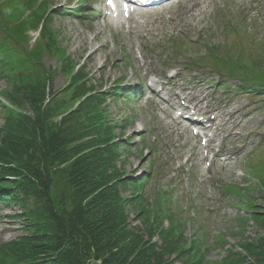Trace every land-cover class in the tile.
<instances>
[{"label":"rangeland","instance_id":"374dc122","mask_svg":"<svg viewBox=\"0 0 264 264\" xmlns=\"http://www.w3.org/2000/svg\"><path fill=\"white\" fill-rule=\"evenodd\" d=\"M182 1L157 20L151 17L154 23L146 31L128 36L107 26L103 0H0V44L11 47L22 60L8 63V49L6 59H0V126L8 127L9 115L32 118L22 96L37 93L54 108L51 125L56 127L62 116L67 117L66 111L78 106L71 100L75 68H83L78 88L84 82L83 87L97 95L120 87L118 98L107 95L96 102L101 105L99 116L113 124V139L121 147L117 171L131 179L149 175L141 187L144 200L181 213L185 237L206 241L207 264H222L234 253L249 263L243 248L262 238L264 221L259 216L257 224L250 220L241 224L237 217L251 219L244 208L264 212V103L249 86L236 92L240 86L236 78L264 85V54L257 58L255 53L261 48L264 53V0H194L185 5ZM238 22L243 24L239 35L245 38L228 30ZM40 28L44 36L50 35L39 36ZM13 31L22 36L15 40L19 45L11 46L8 36L14 39ZM209 47L225 54L224 68L232 67L238 77L217 76L203 58ZM152 82L156 91L164 89L159 98L146 90L137 92ZM174 94L183 104L185 98L202 99L198 108L206 111L205 118L215 119L217 126L208 133L213 141L209 151L202 149L207 139L196 140L193 131L176 120L177 106L170 109L164 102L178 103L171 100ZM16 97L19 108L13 102ZM127 141L132 142L129 152L123 151ZM16 215L15 206L0 205V264L11 258L13 244L28 234ZM127 220L128 228L139 227L132 209ZM199 259L191 254L186 264ZM94 263L89 259L85 264Z\"/></svg>","mask_w":264,"mask_h":264},{"label":"trees","instance_id":"16d2710c","mask_svg":"<svg viewBox=\"0 0 264 264\" xmlns=\"http://www.w3.org/2000/svg\"><path fill=\"white\" fill-rule=\"evenodd\" d=\"M44 19H47L46 14ZM40 25L42 28L44 23ZM241 27L242 23L238 22L228 28L239 32ZM41 28L39 36L43 38ZM13 32L14 39L8 36L11 46L19 45L15 40L22 36ZM49 35L45 33L44 37ZM7 49L11 54L8 63H14L13 59L22 62L13 49L3 43L0 59H6ZM262 49L255 52L257 58L264 54ZM208 50V56L203 58L212 64L221 79L237 76L232 67L224 68L223 64L228 63L225 54L219 55L212 47ZM78 69L71 71L70 78L74 88L71 100L78 106L66 111L67 117L62 116L56 127L51 125L54 108L49 106L47 98L37 93L22 96L34 118L9 115L8 127L0 126V205L18 208L16 217L23 221L28 232L11 246V258H4L1 264H85L89 259L94 264L98 261L100 264H186L191 254L200 257L192 264H207L206 241L200 237L193 240L185 237V220L181 213L158 201L154 206L144 200L141 187L148 182L149 175L131 179L117 171L121 147L118 140L113 139V124L99 116L101 105L96 102L105 100L107 95L118 98L120 88L97 95L83 87L84 82L82 88H78L83 68ZM236 79L240 85L236 92L247 90L249 86L262 96L264 103L263 84ZM18 98H13L17 107L21 105ZM83 106L84 110L80 111ZM142 141L144 143L145 139ZM126 143H121L123 151L129 152L132 142ZM130 209L139 227L128 228ZM247 209L244 208V213L250 214L251 219L237 217V222L246 224L250 220L257 224L259 216L264 221V212L249 209L248 212ZM164 221L166 228L162 229ZM262 227V238L243 248L251 258L249 263L241 254L234 253L227 255L222 264H264ZM139 228L145 231L144 236ZM153 236H157V241H152Z\"/></svg>","mask_w":264,"mask_h":264},{"label":"bare ground","instance_id":"6f19581e","mask_svg":"<svg viewBox=\"0 0 264 264\" xmlns=\"http://www.w3.org/2000/svg\"><path fill=\"white\" fill-rule=\"evenodd\" d=\"M184 1V0H183ZM183 1H182V3H183ZM191 1H193V0H186L185 2H184V5L186 4V3H190ZM181 3V4H182ZM178 5V2L176 1L175 3H172V5H171V7L172 6H177ZM141 16H149L148 14H142ZM130 17H132L131 19H130V22L127 24L128 26H129V31L131 32V26L130 25H132V24H134V23H136L135 22V19H134V16L133 15H131ZM126 24V23H125ZM124 26V25H123ZM138 27V29H142V30H144L145 31V28H146V26H137ZM96 31H97V29H94V32H93V34H94V37H95V33H96ZM177 76H178V74H176ZM154 93H155V91H153ZM157 94H159V93H157ZM177 99H179L178 97H177ZM193 101L195 102L194 104H192L191 103V101H188V102H190V104H192L193 106L194 105H198V104H202L201 102H202V99L201 100H194L193 99ZM169 103V102H168ZM177 104H172V105H170V108L171 109H173L174 108V106H176ZM180 109H184V110H186L187 108L186 107H183V106H178ZM183 107V108H182ZM194 108H197L196 110L198 111V113H199V111H200V109L197 107V106H194ZM206 112V111H205ZM209 113H211V111H209ZM187 115H188V113L186 114V116H183V118H185V119H187L188 117H187ZM192 115V114H191ZM179 118H182L181 116L179 117ZM211 119V118H210ZM212 122H216L214 119H212V120H209V119H207V121H206V123H212ZM205 123V122H204ZM200 125V127H201V129H202V131L203 132H205L206 130H208V128H209V126L208 125H204L203 123H200L199 124ZM212 126H217L216 124H211V127ZM200 137V135L199 134H196V138H199ZM208 147H203V149H207Z\"/></svg>","mask_w":264,"mask_h":264},{"label":"snow or ice","instance_id":"6c2138e0","mask_svg":"<svg viewBox=\"0 0 264 264\" xmlns=\"http://www.w3.org/2000/svg\"><path fill=\"white\" fill-rule=\"evenodd\" d=\"M108 3H109L110 5H113V0H108Z\"/></svg>","mask_w":264,"mask_h":264}]
</instances>
